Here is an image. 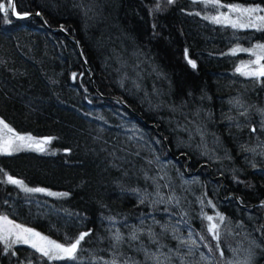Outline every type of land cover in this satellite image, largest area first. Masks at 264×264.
I'll list each match as a JSON object with an SVG mask.
<instances>
[{"label": "trees", "instance_id": "1", "mask_svg": "<svg viewBox=\"0 0 264 264\" xmlns=\"http://www.w3.org/2000/svg\"><path fill=\"white\" fill-rule=\"evenodd\" d=\"M159 1L0 0V117L51 138L0 154V214L89 233L77 260L0 244V264H264V77L236 71L264 30Z\"/></svg>", "mask_w": 264, "mask_h": 264}, {"label": "snow or ice", "instance_id": "2", "mask_svg": "<svg viewBox=\"0 0 264 264\" xmlns=\"http://www.w3.org/2000/svg\"><path fill=\"white\" fill-rule=\"evenodd\" d=\"M174 2L175 0H168L170 4ZM201 2L204 3L206 7L211 6L216 10L223 7L228 9V13L237 14L235 20L231 19V16L225 13H220L212 17H205L206 19H211L213 23H229L233 28L253 27L257 30H264V15L261 14L264 13V8L259 6L244 7L239 5H224L220 3V0H201ZM8 8L13 9V11L15 9V5L11 0H9ZM0 10H3L5 13L7 12L3 4H0ZM14 14L19 18L28 15L26 13L21 14L17 12H14ZM37 15H39V13H37ZM239 21L246 22L240 23ZM257 48L260 50L259 53L256 51L251 52V54L256 57V59L251 62V65H256V67L252 68L250 64H242L236 69L237 72L245 76L264 77V63H261V61H264V45H258ZM242 51L249 50L242 49ZM188 63L191 64L193 68L196 67L194 61L189 60ZM252 131H255V129H252ZM0 132L4 133L3 136H0V154L11 155L13 152L20 151L23 148H35V150L43 152L45 150L44 145L51 142V138L37 141L31 136L19 135L15 133L3 119H0ZM3 182L20 186L26 192L44 191V189L41 188H27L24 186L23 181L15 179L12 176H7V180ZM49 194L51 195L52 193ZM62 195L67 194L64 193ZM217 218L223 223V216L217 214ZM207 220L210 222L208 232L213 235L214 239L218 240L219 225L211 223L213 221L212 216H208ZM88 235V232H84L74 240L67 241L66 243H57L54 240L42 236L39 232L31 228H26L14 223L12 220H9L7 216L0 217V244H3L5 249H11L13 245L25 244L36 252H39L42 256L47 257L49 260H77V252L81 246V242L84 241L85 237ZM116 239L119 240L120 237L117 236ZM193 243H195V241H193ZM217 248H219L218 244ZM220 254L223 256V251H221ZM105 264H115V260L106 261Z\"/></svg>", "mask_w": 264, "mask_h": 264}, {"label": "rangeland", "instance_id": "3", "mask_svg": "<svg viewBox=\"0 0 264 264\" xmlns=\"http://www.w3.org/2000/svg\"><path fill=\"white\" fill-rule=\"evenodd\" d=\"M165 1H168V0H160L159 2H160V4H162V3H164ZM231 5H239V6H244V5H241V4H231ZM257 6H259V7H261V8H264L263 6H260V5H257ZM244 7H256V5H246V6H244ZM156 8H158L157 6H156ZM222 13H225V14H228V15H230L231 16V19H233V20H235L236 19V16H237V14L236 13H228V9L226 8V11L225 12H222ZM262 15H264V13H261ZM84 15V14H83ZM82 15V16H83ZM240 23H245L246 21H239ZM257 44L256 45H254V46H251V47H249L247 50H249V51H246V53L248 54L247 56H250V58H248L247 60L248 61H246V62H244L243 64H250L251 65V62L253 61V60H255L256 59V57L254 56V55H252L251 54V52L252 51H256L257 53H259L260 52V50L257 48ZM261 63H264V61H261ZM251 67L252 68H255L256 67V65H251ZM0 119H2L1 117H0ZM7 123V122H6ZM8 124V123H7ZM9 125V124H8ZM9 127H11L10 125H9ZM12 128V127H11ZM13 130H14V128H12ZM14 132L15 133H17V134H19V135H23V136H31V137H33L35 140H37V141H39V140H44V139H46L45 137L44 138H39V137H35V136H32V135H30V134H25V133H19V132H17V131H15L14 130ZM4 135V133L3 132H0V136H3ZM47 145L45 144L44 145V148L46 147ZM28 149H35V148H23L22 150H28ZM21 151V150H20ZM18 152V151H17ZM3 216H7V215H4V214H0V217H3ZM8 217V216H7ZM8 219L9 220H12L14 223H16V224H19V225H21V226H23V227H26V228H31V229H33V230H35L36 232H39L38 230H36L35 228H33V227H29V226H26V225H23V224H21V223H18V222H16L15 220H13L12 218H10V217H8ZM42 236H45V237H47L48 239H50V240H54V241H56L54 238H52V237H49V236H47V235H44V234H42L41 232H39ZM57 242V241H56ZM57 243H59V242H57ZM13 246H15V245H13ZM2 247H4L3 246V244H2Z\"/></svg>", "mask_w": 264, "mask_h": 264}, {"label": "water", "instance_id": "4", "mask_svg": "<svg viewBox=\"0 0 264 264\" xmlns=\"http://www.w3.org/2000/svg\"><path fill=\"white\" fill-rule=\"evenodd\" d=\"M12 3H13V0L11 1ZM11 10H13V9H11ZM36 13H34V12H30L29 13V15H35ZM16 16V15H15ZM17 17V16H16ZM17 18H19V17H17Z\"/></svg>", "mask_w": 264, "mask_h": 264}]
</instances>
